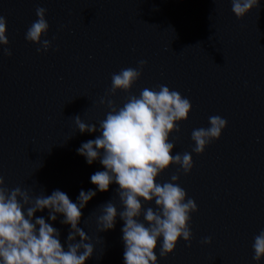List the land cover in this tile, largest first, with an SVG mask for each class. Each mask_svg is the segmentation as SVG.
Masks as SVG:
<instances>
[{
    "label": "water",
    "instance_id": "1",
    "mask_svg": "<svg viewBox=\"0 0 264 264\" xmlns=\"http://www.w3.org/2000/svg\"><path fill=\"white\" fill-rule=\"evenodd\" d=\"M38 7L47 10L49 24L42 39L52 44L39 53L25 39ZM0 15L12 52L4 55L0 45V175L6 187L29 188L32 195L59 189L73 202L81 189L96 190L90 177L104 169L98 161L88 165L77 149L99 133L81 134L73 117L98 125L108 111L100 99L112 74L146 60L130 93L109 97L117 106L161 84L192 104L180 133L170 136L173 155L189 152L193 159L191 173L180 172L178 181L198 208L191 246L181 239L166 258H159L158 246V264H256L253 238L264 230V0L242 20L231 0H0ZM212 115L227 127L196 155L191 133L207 128ZM177 171L173 165L157 182ZM117 187L97 191L82 210L79 227L95 247L86 264H124L123 221L117 217L107 232L96 225L98 207ZM41 215L47 220L48 211ZM61 219L48 222L66 248L70 227ZM206 237L210 245L202 243Z\"/></svg>",
    "mask_w": 264,
    "mask_h": 264
},
{
    "label": "clouds",
    "instance_id": "2",
    "mask_svg": "<svg viewBox=\"0 0 264 264\" xmlns=\"http://www.w3.org/2000/svg\"><path fill=\"white\" fill-rule=\"evenodd\" d=\"M259 4L260 0H231V11L242 20L259 9ZM46 12L38 7L37 19L25 33V39L38 46V53L52 47L50 40L42 39L49 31ZM6 32L7 20L0 15V45L4 46V55L11 57ZM146 65V60H140L136 68H122L112 74L111 87L100 99L108 111L98 125L86 124L79 115L73 117L81 134L99 133L77 149L88 165L98 161L104 169L90 177L96 190L81 189L73 202L59 189L51 195H32L31 189L20 186L9 189L0 175V264H86L94 256L95 247L79 227L82 210L97 191L106 193L113 184L118 187L113 198L98 207L96 225L98 232H107L114 230L117 217L123 221L124 264H158V246L159 258H166L181 239L191 246V218L198 208L178 181L180 172L191 173L193 159L189 152L173 155L176 145L170 141L173 133H180L178 125L188 120L191 101L163 84L144 88L138 96L129 95L122 106L109 98L120 91L130 93ZM208 123L207 128L191 133L192 153L196 155L218 141L227 127V121L219 115L209 116ZM173 165L178 171L170 181L157 182ZM45 210L47 220L36 216ZM59 216L63 217L60 223L70 227L66 248L59 230L48 222L57 221ZM202 243L210 245L211 238L206 237ZM252 250V259L260 264L264 260V230L254 236Z\"/></svg>",
    "mask_w": 264,
    "mask_h": 264
}]
</instances>
